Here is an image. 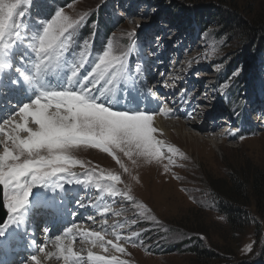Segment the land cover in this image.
<instances>
[{"label":"rangeland","instance_id":"rangeland-1","mask_svg":"<svg viewBox=\"0 0 264 264\" xmlns=\"http://www.w3.org/2000/svg\"><path fill=\"white\" fill-rule=\"evenodd\" d=\"M64 1L62 9L66 14L74 19L85 17L74 38L76 43L69 50V58L64 60L69 70L72 52L78 53L85 40L89 41L93 54L102 52L110 39L121 51L134 44V51L128 59L131 79L127 84L137 86L140 83L138 70L141 69L144 75L149 67L143 60H155L148 77H156L158 81L168 73L166 80L161 81L162 86L173 78L181 81L176 94L179 102L171 108L159 105L160 109L167 107L172 115L167 119L161 115V118L168 121L177 118V125H188L182 127L179 134L174 133L172 125H167L172 136H160L166 145L178 149L175 155L166 153L174 161L168 172L164 171L167 159L161 162L137 159L133 164L122 153H117L129 169L124 172L111 157L98 149L92 150L101 155L89 150H84L86 155L77 152L78 149L73 150V157L84 164L83 168L75 166L70 169L76 178L85 179L86 173L101 170L119 174L122 183L117 187L129 186L134 200L148 209L146 217H154V220L141 218L138 215L140 210L121 197V202L112 209L121 215L116 219L111 214L110 218L97 217L95 220V214L90 225L100 222L99 229L106 225L101 223L104 219L107 224L115 219V223L125 224L121 228L125 235L133 230L139 233L135 238L136 246L125 245L127 254L120 257L128 264H200L203 261L189 252L196 246L198 250L203 248L215 256L206 264H264V202L258 205L251 198L246 208V224L231 229L214 193L215 188L226 191L231 171L245 174L250 169L264 171V96L261 94L264 86V0H31L30 6H22L26 14L32 15L35 10L30 20L26 16L23 18L24 26H29L28 35L38 36L42 22L60 10ZM43 4L45 9L40 10ZM98 13H107L108 17L104 16L96 25L91 20ZM198 13L206 16L203 21L208 24L204 29L195 24ZM226 15L231 16V23L221 20L222 17L227 19ZM43 17L45 20L41 19ZM244 27H249V34L240 31ZM103 29H108L107 33ZM130 32L135 33L133 40L127 35ZM234 60L237 62L231 65ZM90 67L86 65L81 73L86 74ZM251 69L255 72L252 73ZM258 72L263 74L262 77L251 81V73L258 75ZM237 77L244 81L238 89L237 86L234 88L239 81ZM154 83L150 80L149 88ZM249 87L255 88V94H249ZM258 93L261 105L254 101ZM226 102L233 110L225 109ZM189 103L195 107L198 117L183 121L176 112H185ZM212 123L216 130H213ZM47 183L63 184L64 190L76 185L64 181ZM45 184L31 190L27 203L35 195L46 197ZM0 189L4 203V189L2 186ZM102 195L101 201H108L107 195ZM133 219L137 221L135 224L130 223ZM7 220L8 216L4 223ZM67 227L61 222L55 226L50 245L58 235H63ZM90 230H96V227ZM37 231L43 235L40 225ZM39 236L36 239L41 243L43 240ZM42 246L46 249L45 244ZM249 246L250 250H246ZM74 248L84 249L82 255L86 260L87 248L79 238ZM92 251L103 254L99 248ZM43 258L41 253L38 254L37 259Z\"/></svg>","mask_w":264,"mask_h":264},{"label":"snow or ice","instance_id":"snow-or-ice-1","mask_svg":"<svg viewBox=\"0 0 264 264\" xmlns=\"http://www.w3.org/2000/svg\"><path fill=\"white\" fill-rule=\"evenodd\" d=\"M30 4L31 0H0V70L8 67L3 60L5 53L18 41L24 42L34 54L28 61L31 72L16 71L26 84L35 87L45 75L55 73L61 61L69 58L66 54L76 43L74 38L85 17L74 19L63 9L57 10L49 20L42 22L40 34L31 37L26 34L23 20L26 12L22 10V6ZM127 35L130 40L135 37L134 32ZM134 47L132 44L126 51H121L110 39L102 52L93 54L89 41L85 40L79 52L73 51L70 58L71 72L67 77L70 87L40 91L30 103L21 105L6 119L0 120V186L4 189L7 224L17 221L34 187L47 182L58 184V181L92 185L108 197H123L140 210L138 215L141 218L146 217L148 209L134 200L131 188L127 185L124 189L117 187L122 183L119 174L93 171L86 173L85 179H80L70 172L72 167H84L72 155L79 147L106 153L124 172L129 169L117 153H122L133 164L137 159L156 162L167 159L165 172L174 163L172 156L166 153L175 155L178 149L156 137L155 113L139 107L138 99L130 93L124 97L121 107H113L119 103L116 100L117 86L121 82L127 85L131 79L128 59ZM86 65L91 66L90 70L81 76ZM124 91L128 93L127 87ZM159 114L168 117L170 110L161 108ZM58 187L63 188V184ZM109 210L105 205L101 216ZM146 218L154 220L151 216ZM136 222L135 219L130 221L131 224ZM102 223L107 224V219ZM82 227L72 223L62 236L55 238L54 253H45V246L37 247L39 252L48 258L54 256L63 264H128L120 257L127 254L125 245L136 246L137 231L124 235L116 230L124 228L125 224L115 225L110 233L107 229L89 231L81 230ZM77 238L87 248L86 260L82 255L84 249L74 248ZM93 248H99L103 254H94ZM246 250H250V246ZM30 260L39 264L36 254Z\"/></svg>","mask_w":264,"mask_h":264},{"label":"bare ground","instance_id":"bare-ground-1","mask_svg":"<svg viewBox=\"0 0 264 264\" xmlns=\"http://www.w3.org/2000/svg\"><path fill=\"white\" fill-rule=\"evenodd\" d=\"M24 27L26 30V34H28L29 26ZM26 47V43L18 41L16 45L13 48L9 49L3 57L4 63L8 65V67L0 70V120L6 119L21 105L30 103L33 99L36 98L40 91L62 90L65 87H70L68 85L67 77L68 75H70L71 70H69V68L67 67L66 61H61V64L57 68L56 72L45 75L43 80L35 87H28L16 71V69H20L26 74H30L31 72L30 64L28 63V61H31L33 59L34 54L28 47ZM66 55L68 56V53ZM143 61L146 64L148 63L149 67L144 71V75H142L143 73L142 71L140 72L141 69H139L137 77L139 78L140 83L137 86L133 85L130 87L128 84L126 85L124 82H121L120 85L117 86L118 91L116 95V100L119 101V103L114 104L113 107H121L124 103V97L130 93L132 96L138 99L139 107L148 109L150 113H155L154 127L158 129V132L156 134L157 138L160 139L161 135H165L166 137L170 138L172 136V131L169 127H167V125H172L171 127L176 134L182 132V127L188 125H185L186 123H184V125H177V118H175L176 121L163 120V118L167 119L169 116H171L172 113L170 111V115L168 117L163 116V118H161V115L159 114L160 106L157 101V98L160 95H157L156 97L152 96V93L148 89H150V80L155 81L153 85L154 89L152 90V92L159 90V93L156 94H165L163 95L164 100L169 101L164 105H168L171 108L172 106H174L173 102L176 100V94L180 89V86H177V83L179 81L173 78L162 86L161 81L163 80V78L164 80H166L168 73L164 74L158 81H156V77H148V73L149 75L151 74L149 71L152 70L156 61H150L147 59H144ZM157 71H160V68ZM80 75L83 76L84 73L82 72L80 73ZM125 87H127L128 93L124 91ZM163 87L165 88L164 90ZM170 96L172 97L170 98ZM176 115H179L178 117L183 119V121L188 120L190 117H198V114L195 112V107L190 105V103L188 104L185 112L179 111L176 112ZM212 126L214 127L215 124L212 123ZM213 130H216V127H214ZM77 149V152H79L80 154H85V151L89 150L95 155H101V153H99L98 151L89 148L79 147ZM87 193V187L82 184L73 186L68 191H65L64 188H59L58 185H56L54 190L47 193L46 197L38 195L33 196L30 202L25 205L24 209H22L21 212H23V214H19V218L15 223L7 224L6 222L0 226V229L3 230V234L0 235V244L1 242H3V240H5L7 244L5 250L0 247V264H5L3 261L5 257H10V260L14 261L12 264H30V262H32L30 260V257L34 254H36L38 257V254H40L41 252L38 253L37 247L42 246L43 244L46 245L45 253H54L55 248L53 247V244L50 245L49 242L56 229L53 230L51 226L50 230H48L46 229V225H44L42 227V233H44L45 231L47 233L46 237L42 238L44 239V241L40 243L36 239V237H38V231H36V223L38 221L40 223L45 222L46 214L49 211L52 214L58 212L59 216L57 222H61L66 226H71L72 223L80 224L81 222H87V225H90V219H93L92 216L95 214H97V216L94 217L95 220L97 219V217L110 218L111 214L112 218L116 219L117 215H114V213L116 212H113L112 209L117 203L121 202V197H115V199L110 200L109 197L106 196V199L108 201H101L102 197L104 198V196L97 194L94 198L89 197L86 201L85 195ZM97 205H99V208H97ZM105 205H108L110 210L109 212L101 216L99 212L102 211ZM70 210H79L80 214L73 216L71 215ZM115 219L113 221H110L109 224L101 226V228L99 229L102 230L106 228L109 231V229H113L115 225L121 224L115 223ZM98 224H94V226L96 228L100 227L98 226ZM81 225L83 226L81 230L91 231L90 229L84 228L86 225ZM116 230L124 235L126 234L122 232L121 228H117ZM17 251H21L22 255L29 254L30 252H32V254L27 255L26 259L23 262L19 263V258L16 257ZM45 253H41L44 258L38 259L39 264H42V261H44L45 264H57V262L58 264H63V262L56 260L54 256L52 258H48Z\"/></svg>","mask_w":264,"mask_h":264},{"label":"trees","instance_id":"trees-1","mask_svg":"<svg viewBox=\"0 0 264 264\" xmlns=\"http://www.w3.org/2000/svg\"><path fill=\"white\" fill-rule=\"evenodd\" d=\"M61 5V9L64 6ZM45 5L40 8V10H44ZM48 11V8L46 9ZM176 15V14H175ZM104 16L108 17L107 13L97 14L96 16L93 17L91 22H96L103 18ZM174 16V15H173ZM227 16V15H226ZM206 18V16L202 14H197L195 15V24L200 28L204 29L206 28V24L203 21V19ZM225 22H230L231 23V16L228 15L227 19L225 17H222L221 20H224ZM105 20V19H104ZM103 25V24H101ZM249 27H244L243 29L240 28V31L245 35L249 34L248 31ZM108 29H103L104 33H107ZM237 61H231V65L235 64ZM252 73L255 72L254 69H251ZM250 75V80L254 81L258 78V76L261 75V73L258 72L257 74H252ZM228 74V73H227ZM263 75V74H262ZM261 75V77H262ZM243 76V75H242ZM239 77H237L238 79ZM234 88L238 89V86H243L244 81L239 78V81L234 84ZM249 94H252V92L255 94V88L252 90L251 87ZM261 94L264 96V86L261 87ZM259 98V99H258ZM255 103L259 104L258 101H261L260 98V93L256 94L254 97ZM225 109L227 111L232 110L230 107L229 103L226 102ZM255 170V171H254ZM258 169H253V170H248V173H239L236 171H231L230 174H228V186L226 188V191H223L222 189H214V193L217 195L218 198V207L221 210V212L225 215L227 223L231 225V229H235L237 227L236 225H245L246 223L244 222L246 218V208L249 205L251 198H253L257 204L259 205V202H264V171H257ZM200 244H198L199 246ZM201 248V247H200ZM199 248L193 247L189 252H192L196 254V257L201 259L203 262L200 264H206L205 262L212 261V259L215 257L213 254L206 252L203 248L201 250H198Z\"/></svg>","mask_w":264,"mask_h":264},{"label":"water","instance_id":"water-1","mask_svg":"<svg viewBox=\"0 0 264 264\" xmlns=\"http://www.w3.org/2000/svg\"><path fill=\"white\" fill-rule=\"evenodd\" d=\"M7 217V213L3 211L2 193L0 189V225H2Z\"/></svg>","mask_w":264,"mask_h":264}]
</instances>
